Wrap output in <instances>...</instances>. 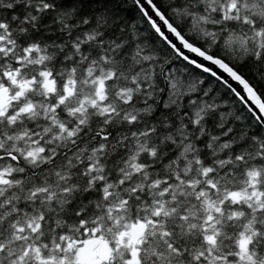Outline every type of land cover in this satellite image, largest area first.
Wrapping results in <instances>:
<instances>
[{"label": "snow or ice", "instance_id": "6c2138e0", "mask_svg": "<svg viewBox=\"0 0 264 264\" xmlns=\"http://www.w3.org/2000/svg\"><path fill=\"white\" fill-rule=\"evenodd\" d=\"M144 3L0 0V264H264V0Z\"/></svg>", "mask_w": 264, "mask_h": 264}, {"label": "water", "instance_id": "95a60500", "mask_svg": "<svg viewBox=\"0 0 264 264\" xmlns=\"http://www.w3.org/2000/svg\"><path fill=\"white\" fill-rule=\"evenodd\" d=\"M140 3L145 7V10L148 11L149 16H153V18L156 19L155 16H154V13H152V11L148 7V5L144 3V0H140ZM161 30L163 31L164 29L162 28ZM169 38H171V37H169ZM173 42H175V41H173ZM178 47H179V45H178ZM181 50H183V49H181ZM192 58H196V57H192ZM196 59H198V58H196ZM198 62L207 63V62H204L202 60H198ZM207 66L214 68V66H211V65H207ZM218 74L221 75V76H223L225 79H227V77L225 76V74L223 72H219L218 71ZM229 82L231 83V81H229ZM233 86H236V85L234 84ZM237 91H241V89L240 88H237ZM241 94L243 95L242 92H241ZM248 103H249L250 106L253 107V110L254 111H257V115H259V111L255 108V106L251 105V102L250 101Z\"/></svg>", "mask_w": 264, "mask_h": 264}, {"label": "trees", "instance_id": "16d2710c", "mask_svg": "<svg viewBox=\"0 0 264 264\" xmlns=\"http://www.w3.org/2000/svg\"><path fill=\"white\" fill-rule=\"evenodd\" d=\"M153 3H155V0H153ZM132 11H134V9ZM233 99H235V97H233ZM249 118L251 119V115L250 114H249Z\"/></svg>", "mask_w": 264, "mask_h": 264}]
</instances>
